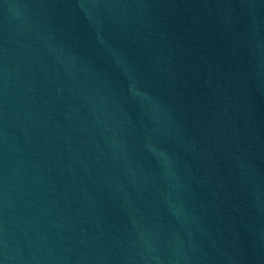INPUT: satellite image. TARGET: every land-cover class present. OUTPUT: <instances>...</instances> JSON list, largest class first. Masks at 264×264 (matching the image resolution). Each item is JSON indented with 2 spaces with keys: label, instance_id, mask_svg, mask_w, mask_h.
<instances>
[{
  "label": "water",
  "instance_id": "95a60500",
  "mask_svg": "<svg viewBox=\"0 0 264 264\" xmlns=\"http://www.w3.org/2000/svg\"><path fill=\"white\" fill-rule=\"evenodd\" d=\"M0 264H264V0H0Z\"/></svg>",
  "mask_w": 264,
  "mask_h": 264
}]
</instances>
